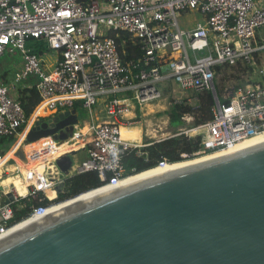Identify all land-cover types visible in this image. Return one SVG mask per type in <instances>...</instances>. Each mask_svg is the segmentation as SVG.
<instances>
[{
	"label": "built area",
	"instance_id": "obj_1",
	"mask_svg": "<svg viewBox=\"0 0 264 264\" xmlns=\"http://www.w3.org/2000/svg\"><path fill=\"white\" fill-rule=\"evenodd\" d=\"M190 13L203 20L188 25L181 19ZM42 43L46 50L38 53ZM128 44L140 55L129 58ZM16 53L22 62L15 83L0 80V147L11 139L24 141L27 171L35 172L40 165L29 157L28 133L41 121L69 112L78 117L68 138L71 148L80 141L86 156H75L76 172L70 175L55 159L62 175L50 181L55 193L50 199L35 183L27 182L22 192L15 185L2 186L3 177L15 172L8 167L17 164L19 175L24 169L0 153V236L62 202L67 179L76 174L95 171L103 186L120 181L129 175L124 156L132 151L142 155L158 141L186 135L200 139L194 153L199 157L264 134V0H0V59ZM233 76L240 80L230 85ZM220 77L227 83L218 90ZM28 80H34L30 87L40 96L30 116L16 85ZM170 85L195 93L196 103L200 94L211 93L212 118L158 140L146 130L151 139L145 142L143 128L135 137H124L122 129L135 131L137 113L144 117L162 98L161 86ZM80 109L88 116L80 117ZM66 132L62 128L50 137L60 140ZM26 209L27 216L18 221Z\"/></svg>",
	"mask_w": 264,
	"mask_h": 264
},
{
	"label": "water",
	"instance_id": "obj_2",
	"mask_svg": "<svg viewBox=\"0 0 264 264\" xmlns=\"http://www.w3.org/2000/svg\"><path fill=\"white\" fill-rule=\"evenodd\" d=\"M77 121L38 124L27 145ZM75 154L56 160L66 175ZM16 161L30 165L25 149ZM0 264H264V140L44 213L0 238Z\"/></svg>",
	"mask_w": 264,
	"mask_h": 264
},
{
	"label": "trees",
	"instance_id": "obj_3",
	"mask_svg": "<svg viewBox=\"0 0 264 264\" xmlns=\"http://www.w3.org/2000/svg\"><path fill=\"white\" fill-rule=\"evenodd\" d=\"M36 47L38 53H44L46 47L41 44ZM127 56L129 58L137 57L140 55V50L137 46L128 44ZM19 96L27 116H30L36 106L40 103V96L34 87H25L19 90ZM200 103L198 107L185 103L172 102V107L169 112L170 122L173 125H181L183 123V116L192 115L194 117L193 125H200L212 118L211 107L213 105V97L211 93H203L199 95ZM11 139L10 142H14ZM200 149L199 138H189L186 135H176L172 138L158 141L143 151L144 154L138 155L132 151L124 156V163L128 170V174H139V172H146L159 166L160 162L167 161L166 163L186 162L195 159L194 153ZM149 169V170H148ZM102 186L98 173L90 171L82 174H76L67 179L66 192L60 195L59 200L64 201L84 192H91L94 188ZM91 190V191H89ZM95 190V189H94ZM87 192V193H88ZM82 194V195H83ZM49 203L48 201L45 202ZM29 209L22 211L18 215L17 220H21L27 216Z\"/></svg>",
	"mask_w": 264,
	"mask_h": 264
},
{
	"label": "bare ground",
	"instance_id": "obj_4",
	"mask_svg": "<svg viewBox=\"0 0 264 264\" xmlns=\"http://www.w3.org/2000/svg\"><path fill=\"white\" fill-rule=\"evenodd\" d=\"M141 128V127H140ZM139 128V129H140ZM138 133H140V130H137L135 128V131H131V130H127V129H122V135L124 137L126 136H137ZM139 138V137H138ZM53 137L47 136V137H43L41 138L39 141L34 142V143H29L27 145V149H30V151L28 152L29 157L31 158L32 162H34L35 164H39L40 165V169H36L35 172H30L28 173L27 169L29 167V165H27L26 163H20L22 164V168L24 170H22V174L18 175L16 177H10L8 179H4L2 181V186H6L8 187H12L11 185H15L17 186L21 192L24 191V187L26 185L27 182H31V183H35L40 189H45L48 193V197L50 199H55V193L54 191H52V189L49 188V184L50 181L55 180V179H59L62 175V173L60 172L58 166L55 163V159L60 158L61 156L70 153V149H69V143L70 140H65V141H61V140H56L53 141ZM49 140V141H47ZM264 140V134H260L258 136L252 137L250 139H247L239 144H237L235 147L231 148L230 150L227 151H221L218 153H213V154H207V155H201L199 157H196L195 159H192L191 161H186V162H176V163H164L162 165H159L158 167L149 170L146 172H140L139 174H129L126 177H124L123 179H121L120 181L113 183V184H109V185H105L102 187H99L97 189H93V191L91 192H85L86 194L80 195L76 198H72L70 200H66V201H62L59 203H55L53 206H51L45 213L48 212H52L58 209H61L65 206H68L78 200H81L83 198L98 194L100 192H103L105 190H108L110 188L116 187L118 185L124 184L126 182L135 180V179H139L151 174H155L164 170H168L174 167H178V166H182V165H187V164H191V163H195V162H199L202 160H206L212 157H216V156H220V155H224L230 152H234L236 150H239L241 148H244L246 146H249L251 144L260 142ZM139 141V140H138ZM41 145H44V147L46 149L41 148ZM14 148H16V145L14 146ZM13 148V149H14ZM12 149V150H13ZM14 153H12V151L7 155L6 158L8 157H14L13 155ZM48 156H50V158H48ZM19 162V161H18ZM76 163H74V165H72V168L70 170V174H73L76 172ZM10 169H12L13 171L18 172L19 168L17 166V164L11 165L10 167H8ZM3 170H0V178H1V172ZM69 174V175H70ZM25 175V176H23ZM41 215H35L34 217L16 225L14 228H12L6 235L30 224L31 222L35 221L36 219H38ZM0 236V238L6 236Z\"/></svg>",
	"mask_w": 264,
	"mask_h": 264
},
{
	"label": "rangeland",
	"instance_id": "obj_5",
	"mask_svg": "<svg viewBox=\"0 0 264 264\" xmlns=\"http://www.w3.org/2000/svg\"><path fill=\"white\" fill-rule=\"evenodd\" d=\"M182 21L188 22V21H192L191 23H189L188 25L192 26L196 24V20H203L201 19L200 15L198 13H190L185 15V17H183V19H181ZM21 55L20 53H16V54H6L4 55L1 59H0V80L1 81H6L7 83H15V73L19 70L18 68V63L21 61ZM6 72V74L4 76H6L5 78H1V75H3ZM239 77L233 76L231 78L230 81V85H235V83L239 82ZM227 82L223 79V77H220L219 79H216V84H217V88L218 90L221 89V87H223V84H226ZM17 87L20 89V85L16 84ZM161 90L163 91V96L160 100L155 101V105L150 106L149 110H148V114L146 113V115L143 117V115L141 114V112L139 111L137 113V119L140 120V124H142L143 126H141L139 123L137 124V130H141V128H143L144 130V138L143 140L145 142L149 141L151 138H149L145 132L146 130L149 131L150 135L156 137V139H161L163 138L168 132L171 134H178L181 133L182 131H185L186 129H189L191 126H193L194 120H188V119H183V123L181 125H173L171 122H169V112L171 110L172 107V102L174 101V99L176 97H185L187 98L190 97L192 98V105H197L199 103H196V100L194 99L195 97V93L191 92V91H187L185 93L181 92L179 90V88L177 86L174 85H170V86H161ZM221 92V91H219ZM99 110V117L101 119H105L106 117L104 116V113L101 111V109ZM147 112V110H145ZM80 117L83 116H88L87 115V111L81 110L80 109V113H79ZM142 121V123H141ZM34 126V125H33ZM141 127V128H140ZM140 128V129H139ZM80 140V139H79ZM49 141V140H47ZM76 145L74 144V148H71V144L69 143V149L71 150L70 153H74L77 149L78 146L81 147L80 149V153L77 155L81 160V157L83 158L86 155L85 152V148L83 147V145H80L81 142L80 141H76ZM24 141L19 142L15 141V142H7V143H2V146L0 147V153L1 154H9L11 151L12 153H16L17 151L21 150V149H25L26 148V144ZM16 145V148H14V146ZM14 148V149H13ZM41 148L46 149L44 147V145H41ZM13 149V150H12ZM76 156V154H75ZM48 158H50V156H48ZM77 159V160H78ZM79 161V160H78ZM12 170V169H10ZM20 174V171L18 172H14V174H11V177H16ZM8 177H3L4 179H7ZM1 182V180H0ZM43 192V191H42Z\"/></svg>",
	"mask_w": 264,
	"mask_h": 264
},
{
	"label": "crops",
	"instance_id": "obj_6",
	"mask_svg": "<svg viewBox=\"0 0 264 264\" xmlns=\"http://www.w3.org/2000/svg\"><path fill=\"white\" fill-rule=\"evenodd\" d=\"M200 15V14H199ZM201 17V16H200ZM201 19H202V17H201ZM202 21V20H201ZM188 22H192V21H188ZM197 22H200V20H196V23ZM192 26H194V25H192ZM21 62L22 61H20L19 63H18V69H20L21 68ZM6 74V72L3 74V75H1V78H5L6 76H4ZM4 82V81H3ZM6 82V81H5ZM34 82V80H28L26 83H24L23 85H20L21 87V89H24L25 87H30V85L32 84ZM7 83V82H6ZM148 114V113H147ZM146 115V114H145ZM80 149H81V147H79L75 152H76V157L77 158H79L77 155L80 153ZM86 156V155H85ZM85 156L82 158L81 157V159H84L85 158Z\"/></svg>",
	"mask_w": 264,
	"mask_h": 264
},
{
	"label": "flooded vegetation",
	"instance_id": "obj_7",
	"mask_svg": "<svg viewBox=\"0 0 264 264\" xmlns=\"http://www.w3.org/2000/svg\"><path fill=\"white\" fill-rule=\"evenodd\" d=\"M45 121H41L40 123H39V125L41 126L43 123H44ZM38 125H36V127H37Z\"/></svg>",
	"mask_w": 264,
	"mask_h": 264
}]
</instances>
